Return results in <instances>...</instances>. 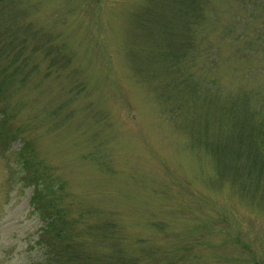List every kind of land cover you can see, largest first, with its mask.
Listing matches in <instances>:
<instances>
[{
    "label": "rangeland",
    "instance_id": "1",
    "mask_svg": "<svg viewBox=\"0 0 264 264\" xmlns=\"http://www.w3.org/2000/svg\"><path fill=\"white\" fill-rule=\"evenodd\" d=\"M242 1L201 0L189 29L179 0H0L9 136L0 150V264H56L16 162L27 144L50 166L68 215L86 210V223L109 224L108 239L99 229L85 246L71 238L98 254L94 264H264V189L227 171L223 150L213 155L236 112L214 125L207 103L264 87V9L244 36H225L249 16ZM164 20L190 34L167 67ZM187 85L194 92L182 91L178 105ZM71 223L62 230H81Z\"/></svg>",
    "mask_w": 264,
    "mask_h": 264
},
{
    "label": "trees",
    "instance_id": "2",
    "mask_svg": "<svg viewBox=\"0 0 264 264\" xmlns=\"http://www.w3.org/2000/svg\"><path fill=\"white\" fill-rule=\"evenodd\" d=\"M201 0H179L178 2V13L189 29L192 28L193 23L196 25L201 20ZM244 10L248 12V18L245 21L239 17L234 20L225 32V36H234L238 39L244 36L246 24H252L256 17H260L264 9V0H243L242 1ZM196 11L199 15L198 19H194L193 12ZM243 21V22H242ZM178 23L179 31L175 33V29L171 27L166 20L161 24V32L163 35L168 37L167 40V57L165 61V67L169 66L173 61H177L181 52L186 50V38H189V33L184 32L181 29L182 24ZM184 27V25H183ZM258 32L264 35V24L258 27ZM183 34H185L183 36ZM182 38V39H180ZM246 43V47H247ZM172 52V53H170ZM182 82V81H181ZM179 82V83H181ZM2 85H0V92L2 91ZM192 85H187L185 88L177 89V98L175 102L183 97L182 91H189L193 93ZM241 87L239 91L229 93L228 97H218L217 95L211 96V102H208V106L214 110L212 123L217 125L215 119H222L223 121L228 116L230 108L235 110V121L232 122L229 130L230 137L223 136V149L220 152L217 149H213V155L222 156L226 159L225 164L226 170L242 176L244 178L255 177L256 184L264 189V120L262 115V108L264 107V87L255 89L254 91H246ZM191 97L193 103H197L200 100H196L195 97ZM250 97H254L255 105L253 111L257 117L252 116V107H250ZM217 99V100H216ZM220 99V100H218ZM183 102V101H182ZM205 102V101H204ZM204 102H200L204 104ZM184 104V103H183ZM185 106V105H184ZM223 107V114L220 113V109ZM182 108V103H180ZM220 114V115H219ZM6 118L5 112L0 110V150L9 143V136L3 134V121ZM25 148L22 150L16 162L21 166L22 181L33 185V195L31 198L34 211H36L41 217L42 226L40 231L42 232L40 238L43 239H54L55 243L51 245V252L54 257V263L56 264H87L91 261L92 264L96 263L93 258H97L98 254H91L89 250L83 249L82 245L78 248L73 242L72 237H80L82 244L87 245L88 240L92 238L95 229H99L103 235V238L108 239L109 237L105 233L109 227L107 222L96 223L93 225L86 223V220L90 222V213L86 210L82 211L77 217L70 214V204L63 205L62 197H58L59 193L52 190V184L48 179L50 174V166L44 161L37 160L36 153L33 152L30 145H24ZM19 173V172H17ZM246 189V185H243V190ZM61 205V206H60ZM70 213V212H69ZM74 216V217H72ZM85 219V222H83ZM75 220V223H71ZM82 225L81 230L78 227H70L69 232L63 231L62 225L66 224ZM91 223V222H90ZM74 229V230H73ZM40 239V240H41ZM66 243V245H64Z\"/></svg>",
    "mask_w": 264,
    "mask_h": 264
}]
</instances>
